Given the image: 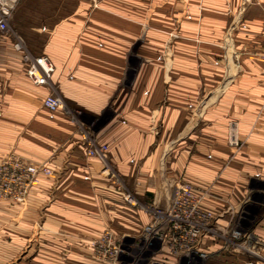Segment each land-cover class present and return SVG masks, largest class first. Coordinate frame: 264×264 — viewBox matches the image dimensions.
I'll return each instance as SVG.
<instances>
[{"label":"crops","instance_id":"crops-1","mask_svg":"<svg viewBox=\"0 0 264 264\" xmlns=\"http://www.w3.org/2000/svg\"><path fill=\"white\" fill-rule=\"evenodd\" d=\"M72 2L44 17L39 47L28 45L56 66V113L43 105L52 89L0 39V157L54 170L25 204L0 198V264L38 223L45 246L74 243L82 256L84 238L105 227L141 232L149 215L126 205L122 184L142 204L165 205L190 182L226 225V207L244 201L251 179L264 181V0ZM92 140L108 145L114 177L87 154ZM257 214V256L227 250L206 262L264 264V208Z\"/></svg>","mask_w":264,"mask_h":264},{"label":"built area","instance_id":"built-area-1","mask_svg":"<svg viewBox=\"0 0 264 264\" xmlns=\"http://www.w3.org/2000/svg\"><path fill=\"white\" fill-rule=\"evenodd\" d=\"M18 2L0 0V34L13 39V48L21 55L26 76L35 85L52 89L44 98L43 105L54 114L62 106V99L54 93L52 85L56 66L48 55L31 50L25 37L12 26L11 18ZM261 57L264 58V55ZM232 144L238 146L235 139ZM87 154L102 163L103 175L115 176L110 168L107 144L92 140ZM53 173L49 165L37 164L16 154L0 157V198L25 204L29 193L39 183L40 176ZM118 189L128 207H140L149 215V223L143 227L140 237L152 258L151 264H190L197 259L205 261L213 253L227 250L257 256L256 242L253 237L251 240L253 233L240 222L220 223L214 211L202 206L203 197L190 182L179 181L165 205L157 199L142 204L123 184ZM122 238L118 239L110 229H105L92 236L90 241L98 257L119 262L129 252ZM211 240L219 241L220 249L211 251L208 246Z\"/></svg>","mask_w":264,"mask_h":264},{"label":"rangeland","instance_id":"rangeland-1","mask_svg":"<svg viewBox=\"0 0 264 264\" xmlns=\"http://www.w3.org/2000/svg\"><path fill=\"white\" fill-rule=\"evenodd\" d=\"M17 5L13 10L11 24L25 37L27 44L34 48L39 47L43 43V39L37 35L38 32L36 29L47 23L44 17H48L51 13L54 14V10H59L60 8L71 9L73 2L72 0H19ZM0 39H4L5 44L10 42L12 44L11 46H13V39L10 36L6 37L0 34ZM256 176L263 180L260 175ZM246 194L244 201L240 205L229 204L226 207V214H232L230 221L242 223L253 233L256 220L259 218L257 211L264 208V181L255 182L251 179ZM105 229L110 228L105 227L99 233L105 231ZM110 230L112 231V229ZM35 231L29 237H23L21 235L18 247L14 249L7 248L6 253L8 259L6 258L5 263L1 264H151L152 258L144 248L140 237L143 230L136 234L121 232L115 235L118 239H121V236H123L122 239L129 248L128 254L123 255L119 262L102 259L95 254L90 241L94 235L84 238L86 240L84 247L88 252L82 256L76 251V245L74 243L60 245L52 242L51 244L47 243L45 246V235L44 231L41 230V223L37 224V230ZM54 235L52 233V236ZM252 237L256 242V235L254 236L253 234L251 240H253ZM66 246L69 247L66 248ZM258 248L259 245L257 244L256 250ZM214 254L216 253L212 255ZM158 258H154L156 259L155 261ZM207 260L202 261L201 259H197L196 262L194 261L190 264H251V259L206 262Z\"/></svg>","mask_w":264,"mask_h":264}]
</instances>
